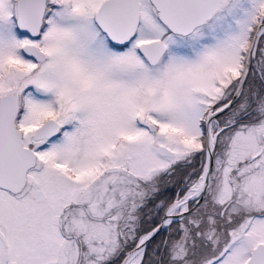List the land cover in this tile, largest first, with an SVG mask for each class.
<instances>
[{
  "label": "snow or ice",
  "instance_id": "1",
  "mask_svg": "<svg viewBox=\"0 0 264 264\" xmlns=\"http://www.w3.org/2000/svg\"><path fill=\"white\" fill-rule=\"evenodd\" d=\"M0 264H264V0H0Z\"/></svg>",
  "mask_w": 264,
  "mask_h": 264
}]
</instances>
